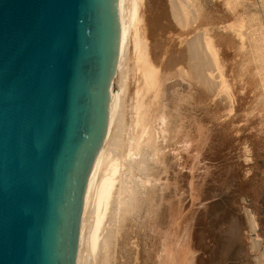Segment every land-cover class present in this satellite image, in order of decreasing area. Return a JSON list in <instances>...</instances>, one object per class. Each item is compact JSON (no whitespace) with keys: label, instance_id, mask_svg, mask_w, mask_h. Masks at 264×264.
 <instances>
[{"label":"water","instance_id":"obj_1","mask_svg":"<svg viewBox=\"0 0 264 264\" xmlns=\"http://www.w3.org/2000/svg\"><path fill=\"white\" fill-rule=\"evenodd\" d=\"M119 0H0V264H76Z\"/></svg>","mask_w":264,"mask_h":264},{"label":"bare ground","instance_id":"obj_2","mask_svg":"<svg viewBox=\"0 0 264 264\" xmlns=\"http://www.w3.org/2000/svg\"><path fill=\"white\" fill-rule=\"evenodd\" d=\"M166 3H168L169 9H166ZM201 10L200 0H119L121 25L120 53L115 78L111 88L109 123L102 148L95 160L86 187L76 264H90L88 262L91 261L93 257L97 259L96 256L98 255L101 257L100 264H115L126 256L131 259V264H153L156 254L158 253L157 248L159 244V264H169V259H172L171 253L169 252L171 251L169 249V228L170 221H173L174 214L173 218L170 219L169 188L171 184H169V181L171 178L169 173L174 170L169 172V169L173 165V168L178 170V175L183 173L182 166L184 161L182 154L184 152L182 147L186 138H188V133L186 134V130L188 129H185V122L183 120L185 112H182L183 109L181 107V104L183 105L184 103L181 102L185 100V97H191L193 100L191 102L196 105L202 101L203 97V101L208 97L214 102V100H217L215 96L217 98L218 91L221 88L225 89L228 87V72H226L227 69H224L223 64L224 60H226L227 52L224 54L225 52L223 53V50L220 49L222 40L219 39L220 42L218 44L217 42L216 44L214 43L215 46L213 45L214 40L212 41L213 38L208 36L209 34L206 35L203 32V34L201 32L200 34L198 30L193 33L195 36H192L190 33L191 28L193 29L196 27L199 29V27H202V21L205 19L203 18ZM249 19L250 17L247 21H250ZM136 21L140 23L139 31L144 36L141 37L142 35L140 34L137 38L138 40L136 39L138 44L135 43L138 48L136 51L139 52V54L137 52L139 55V64H137V67L139 68L140 65V67L143 68H141L143 72L140 71L141 74L143 73V78L138 76V80H141L137 81H145V84H143L144 86H142L143 82H141L140 87L137 82V86L143 88L140 90L141 92L146 89L147 91L138 93L139 88H136L137 92H134L135 97L133 96L134 99H131L132 101L130 100L133 102V105H131L132 114H130V116L132 115L130 117L131 124L129 122L131 127H127V130H125L126 128L124 127V135L126 132L128 133V129L131 131H129L128 137L125 135L128 142L126 141L125 144H121L123 145L121 146L119 143L122 142L124 138L120 139L121 135L119 130L121 127H119V125L124 123V121L121 122L120 120H122L121 117L123 116L124 110L122 108L125 106V103L123 104L124 93L126 91L128 76L131 69L128 63V58L130 57L129 47L131 46L130 34L131 29L133 30L132 25L134 22L137 23ZM255 23L256 22H254V24ZM258 23L259 22H257L256 25H258ZM247 24H249V22H247ZM247 24L245 26H247ZM251 24L248 26L254 30L257 26L255 25L254 27L251 26ZM204 25L205 24H203V27ZM213 26L215 27V25ZM206 27L204 31L207 29ZM261 27L263 26H260V28ZM247 31H249V29ZM249 32H243V35L245 34V36L247 35V37H250V40H246L245 38L246 41L250 42V53L247 54V52H249V44L247 42L248 47H246V45L245 48L248 49L243 55L246 54L248 57L243 58L241 56L243 60L245 59L246 61L247 59L245 65V61L242 62L239 55L241 60L235 57L241 61L240 63L236 61L237 63L234 62L235 64L239 66L242 63V68L240 67L242 70L240 73L238 72L239 74H237V76L235 74V77L238 78V76L242 74V77L239 76L241 79L245 74L248 75L249 73L246 72L248 71L246 70V66L252 65L253 67L254 65V71L250 66L252 72L250 71L251 73L249 75L252 76V79L253 77L259 78V81L256 79L258 82H253L254 79L249 82L252 81L253 86L254 83H257L256 86H254V90L258 89L261 95L260 91L264 92V36L260 38H257V36L252 37L251 35L248 36ZM252 32H250V34H252ZM215 33L216 32H214L212 36L216 38L217 35ZM233 44L232 42V46ZM223 45L225 44H222V46ZM231 47L230 49H232ZM229 59L228 56V60ZM135 63L137 62L135 61ZM228 66L231 67V65ZM232 68L234 67L228 70H232ZM239 69L237 68L234 71L237 72ZM234 71L232 70L231 73ZM248 77L249 76H246L245 78ZM248 79L247 81H245L246 79L241 80H243V83L244 81L248 83ZM116 81H118V92L115 93L114 85ZM147 81L149 84L146 86ZM247 87L249 90V86ZM150 92H152V95L149 94ZM203 92L207 93L206 97ZM250 92L251 91L248 92V95L246 94V97H250ZM253 95L255 94L253 93ZM253 95L251 93V96ZM256 95L258 96V94ZM145 96L147 99L144 98ZM221 99L222 98H220V100ZM237 99L238 98H236V100ZM247 99L248 98H246V100ZM251 99H253L251 101L252 103L256 100L257 102L260 101V103L261 100L264 102L262 97L259 101L258 99ZM223 100L224 99H222V101ZM244 101L245 100H243V102ZM225 102L223 101V104ZM236 102L238 103L239 100ZM150 104L153 107V111L149 109ZM227 104L226 107L230 106V102L228 106ZM258 105L260 107L262 106L264 109L263 105ZM124 109H126V107H124ZM148 109L151 111L149 112ZM214 110L215 109H213V111ZM222 110L224 109L222 108ZM241 110L240 108V112ZM230 112L233 113L232 109ZM183 113L184 115H182ZM186 116L185 119H187ZM215 116H217V114ZM228 117L231 118L230 116ZM222 118L224 117H221V121ZM214 120H216L215 117ZM254 122L256 121L254 120ZM261 122L262 120H260V123ZM124 124L126 126V122ZM259 124L258 127L260 126ZM121 126L123 127V125ZM118 131L119 138L117 137ZM124 141L122 143H124ZM124 145L127 146L125 150L122 149V147H126ZM118 146L120 148H118ZM183 176L186 177V175ZM183 180L185 181V179H182V181ZM183 186H185V184ZM157 215L159 216L158 220ZM250 221L251 220H249V222ZM251 224L254 227V223L251 222ZM252 226H250L251 229L253 228ZM254 229L252 230L254 231Z\"/></svg>","mask_w":264,"mask_h":264},{"label":"rangeland","instance_id":"obj_3","mask_svg":"<svg viewBox=\"0 0 264 264\" xmlns=\"http://www.w3.org/2000/svg\"><path fill=\"white\" fill-rule=\"evenodd\" d=\"M200 2L202 7L201 13L205 20L202 21V27H199V29L196 27L193 29L191 28L190 33L192 36H195L193 33L198 30L199 33L203 32L206 35L209 34L208 36L213 38L212 41L214 40L213 45H215L216 42L218 44L220 40H222L220 49L223 50V53L225 52L224 54H226V52L228 54H226V60L223 62L224 69H227L226 72H228V87L225 89L221 88L218 91L217 98L215 96V99L217 100H214V102L211 101V98L206 97V92H203L205 94L203 95L207 99L205 98L203 101V97L202 101L198 105L191 102L193 101L191 97H185V100L181 102L184 103V106L181 104V107L183 109L182 112H185V115L184 113L182 115H184L183 120L185 122V129H188L186 130V134L188 133V138H186V141L182 147L183 152L185 153L182 154L184 161L182 166L183 173L178 175V170L173 168V165L169 169V172L174 170L173 172L169 173L171 178L169 181V184H171L169 188V204L171 211L170 219L173 218V214L175 218V220L173 218L172 222L170 221L169 228V249L171 250L169 252L172 256V259H169L171 261H169V264H264V109L262 106L260 107L258 105L260 104L264 107V102L261 100V97L264 100V92L260 91V95L258 89L254 90V86H256L257 83H254L253 86V82H258L259 78L253 77L252 79V76L249 75L252 72L250 69L252 65H250L251 67L249 65L246 66L247 68L245 67L246 70L249 71L246 72L249 74H245L244 77L241 78L243 80L246 79L245 81H247V79L250 77L251 79H248V83L244 81V85L243 80L239 78V76L242 77V74L238 76L239 79L235 77V74L237 76V74H239L242 70V63L240 64L241 66H238L235 63L245 61V59L243 60L242 57H248L246 54L243 55L247 52L248 48L249 52H247V54L250 53V42L246 41L247 39L250 40V37H247V35L245 36V34L243 35V32L248 33L251 29V27L248 25L252 23L251 26L255 27L256 23L259 22L258 25L262 24L260 25L263 26L261 27L262 29L260 26L256 25V30H253L252 28L250 31H253V35L249 32L248 36H257V38L264 36V0H200ZM167 4L168 3H166V9H169ZM249 17L250 21H247ZM136 22L137 23H133V30L131 29L130 34L131 46L129 47L130 57L128 54V63L131 69L128 76V83L124 93L123 102V104L125 103V106H123L126 107V109H124V107L122 108L125 112L123 111V116L121 117L122 120H120L121 122H126V126L124 123L122 124L120 122L121 124L119 127H121V129H118L120 131V135L122 136L123 134L122 138L120 136V139L124 138L123 141H125L122 143L123 141L119 140L122 141L119 143L120 145L125 144L126 141L128 142V139L125 138V135H129L128 133L131 130L128 129V133L126 132L127 134L125 133V135L124 131L127 130V127H131L129 125V122L131 124L130 117L132 116H130V114H132L131 105H133V102L131 101L135 97L134 92H137L136 90L141 86V82H143H138L141 80H138V76L143 78V73L141 74V72H143V68L140 67V65V69L137 67V64H139V52L136 51V49L138 50L136 47V44H138L136 39L138 36H140L141 32L139 31L140 23L138 21ZM247 22H249V24H247ZM254 22L256 23L254 24ZM203 24H205L204 27ZM212 24L215 25V27ZM246 24L247 26H245ZM205 27L208 29H205L206 32L204 31ZM248 29L249 31H247ZM214 32H216V38L212 36ZM141 37L144 36L142 35ZM232 42L234 43L233 46ZM222 44L225 45L222 46ZM229 46H232V49H230ZM245 46L248 48H245ZM238 55L240 57L242 56V60ZM228 56L230 58L229 60ZM233 57L239 58L241 61L236 58L234 59ZM135 61L137 63H135ZM246 61L244 62V65ZM228 65H231V67L235 68H232L233 71L237 68H241L237 72L234 71L233 75V73H231L232 70H228L231 68ZM252 68L254 71L255 66L253 65ZM246 76L249 77L245 78ZM250 80H254L253 82L251 81L252 84L249 82ZM143 84H145V81L142 83V86H144ZM148 84L149 83L147 81L146 86ZM247 86H249V90ZM239 88L244 90H240ZM142 89V87L139 88L138 93H140V90ZM146 91L147 89L143 90L141 93ZM249 91H251L249 93L250 97H246ZM114 92H118V81H116L114 85ZM151 93L152 92L149 94L152 95ZM251 93L252 95L253 93L255 95L258 94V96H251ZM144 98L147 99L146 96ZM220 98L224 99V102L226 100L225 103H228L227 106L230 102V106H228L230 109L226 107L225 103L223 104V101L222 99L220 100ZM236 98H238L237 100H239L240 103H238L240 105L236 102ZM246 98L248 99L246 100ZM251 98H254V100L258 99V101L261 100V103L260 101L257 102V100L252 103L251 101L253 99ZM243 100H245L244 102L247 101L248 103H244ZM152 108L153 107L150 104L149 109L152 110ZM222 108L224 110H222ZM240 108L242 109L241 112ZM213 109L215 110L213 111ZM231 109L233 113L230 112ZM216 114L217 116H215ZM185 116L187 119H185ZM214 117L216 120H214ZM221 117H224L225 120L227 119L228 121H225L224 118H222V121L224 120L222 123ZM254 120L256 122H254ZM260 120H262L261 123ZM258 124L260 125L259 127ZM121 125H123V127ZM124 127L126 128L125 130H123ZM119 131L117 134L118 138ZM119 146L118 148L123 145L120 147ZM126 148L127 146L124 148L122 147L123 150ZM183 175H186V177ZM182 179H185V181H182ZM182 183H184L185 186H183L184 184ZM158 217L159 216L157 215V220L159 219ZM248 219L251 221L249 222ZM251 222L254 223V227L252 226ZM250 226L253 227L252 229L255 228L254 231ZM159 247L160 244L158 245V253L156 254L153 264H155V262L156 264L160 263ZM99 256L100 255L96 256L97 259H95V257H93V259L90 258L91 261L88 263L100 264L101 257ZM126 257L115 264H131V259Z\"/></svg>","mask_w":264,"mask_h":264}]
</instances>
